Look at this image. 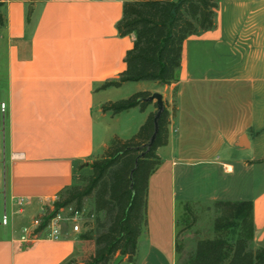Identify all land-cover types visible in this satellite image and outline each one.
I'll use <instances>...</instances> for the list:
<instances>
[{
    "label": "crops",
    "instance_id": "obj_1",
    "mask_svg": "<svg viewBox=\"0 0 264 264\" xmlns=\"http://www.w3.org/2000/svg\"><path fill=\"white\" fill-rule=\"evenodd\" d=\"M125 1L0 0V102L8 104L6 115L0 112V195L8 215L7 224L0 220V264H82L87 250L94 253L82 230L28 239L23 231L54 207L79 168H91L114 137L126 139L125 130L135 128L117 131L113 123L128 114L141 126L157 109L153 101L145 110L103 111L110 94L129 83L132 93L160 92L169 104L174 96L176 111L148 181L147 225L136 253L120 264H176L182 195L251 200V246H264V187L257 188L264 177V0H220L214 28L185 40L175 82L102 87L125 70L136 39L117 29ZM196 179L218 187L190 197ZM18 197L26 199L21 212Z\"/></svg>",
    "mask_w": 264,
    "mask_h": 264
},
{
    "label": "trees",
    "instance_id": "obj_2",
    "mask_svg": "<svg viewBox=\"0 0 264 264\" xmlns=\"http://www.w3.org/2000/svg\"><path fill=\"white\" fill-rule=\"evenodd\" d=\"M220 0H128L117 23L120 35L134 33V45L125 56L126 68L117 80L102 87L120 86L125 82L155 81L170 84L178 79L183 47L190 35L214 28ZM150 91H138L128 98L109 101L103 111L116 114L132 107L145 110L152 102ZM157 107V105H156ZM169 103L158 118L157 109L148 115L130 138L114 137L102 156L91 164L85 184L74 183L63 188L54 202V210L36 229L41 231L47 219L61 207L74 205L82 209L85 199L93 200L94 226L82 234L92 240L94 254L85 264H110L119 255L131 258L137 250L138 238L147 225L148 181L162 163L157 150L168 143V127L172 113ZM76 176H74V180ZM222 208L215 221L212 237L198 241L190 264H264V246L252 249L254 206L251 200L214 201Z\"/></svg>",
    "mask_w": 264,
    "mask_h": 264
},
{
    "label": "rangeland",
    "instance_id": "obj_3",
    "mask_svg": "<svg viewBox=\"0 0 264 264\" xmlns=\"http://www.w3.org/2000/svg\"><path fill=\"white\" fill-rule=\"evenodd\" d=\"M135 83H129L123 89H116L113 91V93L110 94V97L113 101H117L123 98L130 97L133 93V89L135 88ZM173 99L170 101V107H173L174 99L175 97H172ZM121 121L117 123H113V129H116L117 131H124L123 129H132L133 130H125L129 131L125 136V138L132 137L140 128V124L138 126H135L136 118H129V115H123L121 117ZM100 133L101 130H100ZM99 134V133H98ZM1 139V134H0ZM0 171H2V164H0ZM91 173V168L85 167V168H79L76 171V179L75 183L78 184H85L86 182V176H88ZM208 181V180H207ZM202 180L196 179V182L193 184H190L188 189L186 190L187 195L192 197L195 195L196 192L199 191V188L205 187L204 191L199 192H206L210 193L211 191L215 190L218 187V184L216 183V180L205 182L204 184H200ZM237 186V184H235ZM264 187V177L261 176V180L259 183V186L257 188ZM234 191V190H233ZM239 193V190L234 192L236 195ZM230 196H233V193L230 194ZM3 196L0 195V217L1 221L3 218ZM84 214L83 219L81 222V228H82V234L86 232H90L93 229L94 226V214H93V200L91 198H86L83 208ZM54 210L53 208H48V210L43 215V221L46 220V218L52 213ZM3 213V214H2ZM222 216V208H217L214 204V202L205 201V199L202 200H190L185 197V195H182L181 198L176 203V218H177V228H176V252H177V259L176 264H190L189 260L191 259L192 255L195 252L197 243L199 240L204 238L212 237L213 233V227L215 224V221L218 220ZM43 221L41 222V225L43 224ZM40 234L46 233L44 227L39 232ZM94 253H92L90 250L86 251L84 260L82 261V264H85L87 261H89ZM113 261L110 263L112 264ZM68 264H71L69 262ZM79 264V263H75Z\"/></svg>",
    "mask_w": 264,
    "mask_h": 264
},
{
    "label": "built area",
    "instance_id": "obj_4",
    "mask_svg": "<svg viewBox=\"0 0 264 264\" xmlns=\"http://www.w3.org/2000/svg\"><path fill=\"white\" fill-rule=\"evenodd\" d=\"M8 111L7 102H0V112L3 116L6 115ZM5 139L4 136L0 139V163L5 162ZM0 183H1V172H0ZM16 204L19 206V211H22V208L26 202V199L23 197H18L15 199ZM84 210L77 209L74 205H68L66 207H61L55 214L50 216L47 219L46 226L44 227L48 236L52 238H60L64 235V230L66 228H71L74 232H80L81 222L83 219ZM43 221V215L34 218L33 220V228H24V236L23 239H28L30 236H35L37 233L36 229L41 226V222ZM8 215L6 213L3 214L2 223L7 224ZM45 220L43 221V223Z\"/></svg>",
    "mask_w": 264,
    "mask_h": 264
},
{
    "label": "water",
    "instance_id": "obj_5",
    "mask_svg": "<svg viewBox=\"0 0 264 264\" xmlns=\"http://www.w3.org/2000/svg\"><path fill=\"white\" fill-rule=\"evenodd\" d=\"M147 100L150 102L155 101L156 105H157V112H156L155 117H154L155 130H154V133L152 134L150 142H149V145H151L154 142V139H155V136L157 133L158 118H159V116H160V114L164 108V100H163V96L160 92H153L152 95ZM122 260H123V255H119L114 259L112 264H120L122 262Z\"/></svg>",
    "mask_w": 264,
    "mask_h": 264
}]
</instances>
